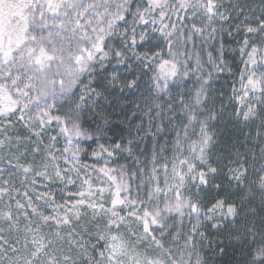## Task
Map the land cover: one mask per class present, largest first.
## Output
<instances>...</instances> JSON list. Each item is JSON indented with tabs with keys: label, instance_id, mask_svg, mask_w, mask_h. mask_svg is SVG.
I'll use <instances>...</instances> for the list:
<instances>
[{
	"label": "snow or ice",
	"instance_id": "snow-or-ice-1",
	"mask_svg": "<svg viewBox=\"0 0 264 264\" xmlns=\"http://www.w3.org/2000/svg\"><path fill=\"white\" fill-rule=\"evenodd\" d=\"M262 133L264 0H0V264H264Z\"/></svg>",
	"mask_w": 264,
	"mask_h": 264
},
{
	"label": "trees",
	"instance_id": "trees-1",
	"mask_svg": "<svg viewBox=\"0 0 264 264\" xmlns=\"http://www.w3.org/2000/svg\"><path fill=\"white\" fill-rule=\"evenodd\" d=\"M233 43H229L224 50V59L228 66L231 67L233 72H237L240 69L241 62L239 60L238 51H234ZM229 72L226 70L222 72L221 81L217 85L215 100L217 101L216 105L221 108L220 101L223 102V108L225 109L224 116L225 119L220 124V140L221 147L228 146L232 149H237L238 145L242 144V141L247 138L250 134L252 141L255 138V134L257 133L258 122L255 124H250L248 126H241V124L236 125L234 120L230 121L228 119L229 113L233 112L234 102L230 101L228 98L231 94V84L232 75L228 74ZM246 137V138H245ZM248 140V139H247ZM241 256L238 254H233L232 252L228 253L226 257H224V264H236V261H240Z\"/></svg>",
	"mask_w": 264,
	"mask_h": 264
},
{
	"label": "rangeland",
	"instance_id": "rangeland-1",
	"mask_svg": "<svg viewBox=\"0 0 264 264\" xmlns=\"http://www.w3.org/2000/svg\"><path fill=\"white\" fill-rule=\"evenodd\" d=\"M259 2H260V0H255V4H256V6H257V11H259ZM231 43H233V46H234V48H235V50L236 51H238V53H239V49H238V47H236V42L235 41H233V42H231ZM228 44H226L225 45V47L227 46ZM224 50H225V48H224ZM208 51H212L213 52V55L215 56V55H217L218 54V52H219V44H217L216 45V47L215 48H209L208 49ZM223 54H224V52H223ZM240 60V59H239ZM203 62H204V64H205V68H204V74H205V76H207L208 75V73H209V71H211V74H212V76L214 77V79L211 81V84H212V91H213V93H214V97H215V95H216V90H217V85L219 84V81H221V76H222V72H220L218 69H216V68H214L213 67V65L208 61V58H207V52H204L203 53ZM193 63H194V61H193ZM243 67V65H242V63H241V66H240V68H242ZM240 70V69H239ZM239 70L237 71V72H235L236 73V76H235V79H237L238 80V78H239ZM229 74V73H228ZM230 75V74H229ZM197 82L196 81H193V83L192 84H188L187 85V87L183 90L184 91V94L185 95H187V93H188V91L190 90V89H192L193 88V85L194 84H196ZM230 84H231V94H230V96L228 97V98H230V101H231V97H232V92H233V84H234V78H233V76H232V80L230 81ZM215 99V98H214ZM234 102V101H233ZM215 107L218 109V110H220L221 108L220 107H218L217 105H215ZM233 107H236V105H235V102H234V106ZM257 122H258V124H257V127L259 126V121L257 120ZM241 126H243V123L241 122ZM220 127H222L221 126V124H219V129H220ZM262 134H264V133H262ZM246 138V137H245ZM258 143V141H257V136H256V134H255V138H254V140L252 141V139H248V140H246V139H244L243 141H242V144H240V145H238V150H240V151H242V152H247V151H249V145H255V144H257ZM255 151L257 152V154L259 153V148H256L255 149ZM6 234V233H5ZM230 253H231V251H229ZM238 254V253H237ZM240 255V254H239ZM241 256V255H240ZM185 259H187V254H185ZM242 259V257L240 258V260ZM193 260H195V257H193ZM224 261H225V259H224ZM227 264V263H226Z\"/></svg>",
	"mask_w": 264,
	"mask_h": 264
}]
</instances>
